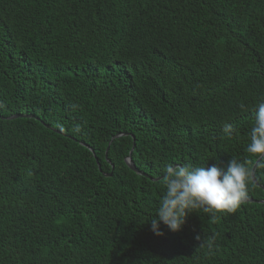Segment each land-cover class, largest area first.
Instances as JSON below:
<instances>
[{
	"label": "trees",
	"instance_id": "16d2710c",
	"mask_svg": "<svg viewBox=\"0 0 264 264\" xmlns=\"http://www.w3.org/2000/svg\"><path fill=\"white\" fill-rule=\"evenodd\" d=\"M261 100L264 0H0V264H264L260 162L151 230L167 165L252 172Z\"/></svg>",
	"mask_w": 264,
	"mask_h": 264
},
{
	"label": "clouds",
	"instance_id": "9594fccd",
	"mask_svg": "<svg viewBox=\"0 0 264 264\" xmlns=\"http://www.w3.org/2000/svg\"><path fill=\"white\" fill-rule=\"evenodd\" d=\"M240 108L247 110L243 104ZM76 130L79 131L78 128ZM225 131L231 133L232 126L226 124ZM246 152L257 158L264 157V100L256 106ZM260 167H264V161H260ZM164 172L165 191L156 215L151 219V230L157 236L164 235L161 223L169 231L179 232L194 209H202L215 216L217 213L234 212L249 199L251 169L234 158L229 160L226 171L216 165L189 167L169 164Z\"/></svg>",
	"mask_w": 264,
	"mask_h": 264
},
{
	"label": "water",
	"instance_id": "95a60500",
	"mask_svg": "<svg viewBox=\"0 0 264 264\" xmlns=\"http://www.w3.org/2000/svg\"><path fill=\"white\" fill-rule=\"evenodd\" d=\"M22 116H26V115H12V116H10V117H8V118L13 119V118H18V117H22ZM123 135H125V134H124V133H119V134H117L116 136H114L113 140H114L115 138H118V137L123 136ZM113 140H112V141H113ZM133 150H134V148L131 150L129 156L126 158L127 164H128L133 170H135L136 172L144 174V172L140 171V170L136 167V165L134 164V162H133V159H132V153H133ZM107 152H108V151H107ZM262 158H263V157H260V158L257 160V162L254 164L253 168H252V172H251V173H252V179H253V181H254L255 183H258V180H257V177H256V169H257V166H258L259 162L262 160ZM161 178H163V176L155 177V178H153V179H154V180H159V179H161ZM250 200L252 201V199H248L247 201H250ZM261 202L264 203V200H262Z\"/></svg>",
	"mask_w": 264,
	"mask_h": 264
}]
</instances>
